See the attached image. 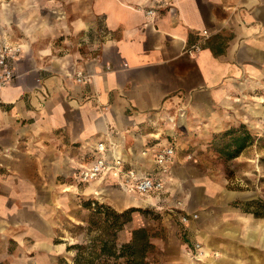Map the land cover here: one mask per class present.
I'll list each match as a JSON object with an SVG mask.
<instances>
[{
    "label": "crops",
    "instance_id": "1",
    "mask_svg": "<svg viewBox=\"0 0 264 264\" xmlns=\"http://www.w3.org/2000/svg\"><path fill=\"white\" fill-rule=\"evenodd\" d=\"M0 39L23 50L0 91V247L52 245L58 180L89 166L102 142L106 160L112 151L123 171L158 176L165 189L130 195L109 172L87 193L117 209L164 196L156 211L179 202L197 214L176 246L171 224L149 242L160 240L163 262L196 243L203 264H264V204L195 172L218 133L264 131V0H0ZM170 147L161 174L153 156Z\"/></svg>",
    "mask_w": 264,
    "mask_h": 264
},
{
    "label": "rangeland",
    "instance_id": "2",
    "mask_svg": "<svg viewBox=\"0 0 264 264\" xmlns=\"http://www.w3.org/2000/svg\"><path fill=\"white\" fill-rule=\"evenodd\" d=\"M2 1V0H1ZM237 131L241 132L240 126ZM250 140L245 149H243L236 158H229L227 145L230 140L239 133L225 135L218 133L213 136L210 143H207L201 152L196 155L201 157V164L197 172L214 180L228 191L247 192L252 198L256 197L258 204H264V131L257 132V135L251 131ZM193 153L190 150L182 151L181 155ZM189 162V161H188ZM67 180H58V189L61 193L62 206L58 209L57 228L52 245L34 246L30 240L24 243L10 240L7 245L0 247V264H73L76 250L72 246H84L86 251L84 255L94 259L98 264H103L105 256L100 255V240L108 238L107 232H104L103 221L106 217L94 215L92 206L86 208V203L95 201L97 204L107 206L109 210L116 214L129 212V221L123 224L122 230L118 231L113 237L116 248L131 241L132 231L136 229H145L149 235V242L153 239H164V229L168 224L177 227L175 231V240L171 245L176 246L178 241L183 239V225L180 222L182 214L178 207L167 208L165 211H156L165 201L161 196V201L153 208L128 207L126 209H117L105 201L106 197L94 196L86 192L87 185L79 183L76 170L72 171ZM71 195L65 196V195ZM89 194V195H88ZM106 196V195H105ZM163 208V207H161ZM126 219V217H125ZM110 238V237H109ZM156 241L157 247L147 252L146 264H203L196 263L187 255L181 260L173 258L171 263L163 262L159 254L161 253V242ZM163 241V240H162ZM196 243H191V249ZM84 256V257H85ZM121 261V260H120ZM111 264V263H110Z\"/></svg>",
    "mask_w": 264,
    "mask_h": 264
},
{
    "label": "built area",
    "instance_id": "3",
    "mask_svg": "<svg viewBox=\"0 0 264 264\" xmlns=\"http://www.w3.org/2000/svg\"><path fill=\"white\" fill-rule=\"evenodd\" d=\"M151 14V11L148 12ZM203 37H207V31L202 32ZM200 50V46L194 45L187 50L189 55H194ZM23 50L18 45L7 43L0 39V91L7 86L11 85L17 75L14 70V65L22 57ZM90 77L86 76L84 72L77 71L74 73V79L78 84H85ZM106 147L102 142L97 143L94 150V158L92 163L84 168L76 170L77 180L83 185H88L97 181L101 176L109 172H115L118 175H122V179L118 186L124 190L127 194L137 195L141 197L159 195L165 189V183L163 180L156 176H139L138 173L132 169H122L123 162L119 156H115L111 151V161L106 160L105 153ZM173 148H167L162 150L153 156L155 165L159 168L161 174H167L169 167L174 158ZM190 158V157H188ZM98 192H94L96 196ZM93 201L92 206H94ZM180 222L183 226L187 225L189 221H196L197 214H181ZM201 245L195 244L192 249L187 251V255L191 257L196 263H202L204 261V253L201 251Z\"/></svg>",
    "mask_w": 264,
    "mask_h": 264
},
{
    "label": "trees",
    "instance_id": "4",
    "mask_svg": "<svg viewBox=\"0 0 264 264\" xmlns=\"http://www.w3.org/2000/svg\"><path fill=\"white\" fill-rule=\"evenodd\" d=\"M234 133H239V131H229L225 135H232ZM248 140H250V137L245 133L230 140V143L227 145L228 157L236 158L246 148L249 143ZM92 203L93 201L87 202L86 208L92 206ZM92 207H95L92 208L94 215L106 217L103 221V228L104 232H107L108 238L100 240L101 247L99 250L100 255L105 256L103 264H146V254L152 248L147 231L145 229L133 230L131 241L116 248L113 237L118 231L122 230L123 224L129 221V212L116 214L109 210L107 206L97 203H94ZM71 248L76 250L73 264H98L94 259H90L84 255L86 247L72 246Z\"/></svg>",
    "mask_w": 264,
    "mask_h": 264
},
{
    "label": "bare ground",
    "instance_id": "5",
    "mask_svg": "<svg viewBox=\"0 0 264 264\" xmlns=\"http://www.w3.org/2000/svg\"><path fill=\"white\" fill-rule=\"evenodd\" d=\"M204 248V247H203ZM207 256V255H206Z\"/></svg>",
    "mask_w": 264,
    "mask_h": 264
}]
</instances>
